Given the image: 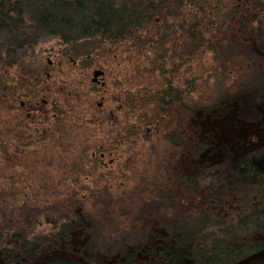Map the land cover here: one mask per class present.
<instances>
[{
	"label": "trees",
	"instance_id": "obj_1",
	"mask_svg": "<svg viewBox=\"0 0 264 264\" xmlns=\"http://www.w3.org/2000/svg\"><path fill=\"white\" fill-rule=\"evenodd\" d=\"M231 1L0 0V58L6 67L23 65L25 50L47 37L57 38L63 44H84L95 38L104 45H117L129 39L133 43L142 31L151 27L152 18L157 15L169 19L176 12V17L184 19L182 11L189 2L193 27L202 26L205 8L220 16L232 17L238 13L237 34L250 56L246 73L228 83V46L232 44L234 27L221 29V38L215 33L211 36V48L215 52L212 61L221 71L209 70L207 82L217 86L193 106L194 150H197L192 163L194 172L188 178L177 174L174 179L177 186L182 180L191 185L189 197L182 198L177 189L163 191L157 184L143 188L139 195L140 209L119 211L133 217L129 229L108 237L106 232L113 230L108 222L112 213H117L110 201H117L102 194L92 197L82 194L83 188L92 193L79 182L83 169L90 163L85 155L86 143L81 156L72 164L70 174L75 185L62 189L57 182L35 188L31 184H16L19 178L15 181V176L0 175L3 179L0 264H240L264 252V145L242 152L237 159L233 151L219 148L217 141L218 131L222 136L225 122L255 123L259 126L255 131L264 130V0H242L239 8L229 6ZM195 36L194 33V40ZM4 85V81L0 82V100ZM0 107L6 106L0 104ZM207 122L209 126H201ZM201 138L204 142L196 146L195 141ZM0 145L8 150L10 143L1 139ZM204 150H209L208 160L201 158ZM220 151L223 158L213 164L210 157L219 155ZM205 180L209 192L216 191L215 200L223 197L228 200L234 194L247 199L256 194L261 204L257 208L247 206L249 211L237 210L226 217L215 215L214 222L207 220L213 214L203 209L200 217L189 218L184 215L187 208L179 199L190 200L193 206L198 199L191 200L190 196H199L204 199L202 206L209 205L211 198L201 195ZM96 188L99 190V186ZM173 193L181 198L166 197ZM165 202H169L167 209ZM170 202L174 203L170 205ZM78 230H82L85 239L75 244L73 235ZM143 252L149 254L147 259L140 255Z\"/></svg>",
	"mask_w": 264,
	"mask_h": 264
},
{
	"label": "rangeland",
	"instance_id": "obj_2",
	"mask_svg": "<svg viewBox=\"0 0 264 264\" xmlns=\"http://www.w3.org/2000/svg\"><path fill=\"white\" fill-rule=\"evenodd\" d=\"M229 6L239 8V6H242V0H232ZM205 9L204 12L206 15L204 23L209 31L207 32L208 34L206 32L203 34L208 38V42L207 45L205 44V53L203 54L202 52L198 55L193 54V59L189 61L191 65V79H194L195 76L200 74L206 80L209 79L210 76L209 70L215 69L219 72L221 71V69L216 66V63L213 64L212 61L215 52L213 47L211 48L213 44L211 36L215 33L217 37L221 38L219 31L225 26L228 28L232 26L234 29H231L232 44L228 46L230 58L226 73L230 74L228 83L231 80L237 81L236 78H241L242 74H245L247 71V65L250 64L248 63L250 56L247 55L246 45L240 43L237 34L239 30V26L237 25L239 21L238 13L232 15V17L225 14L220 16L210 11V8ZM159 18L160 15L152 18L151 27H149V29L157 27ZM166 20H168L169 23L173 21L171 19ZM147 29L142 31L139 36L141 35L147 38ZM151 33H154L153 30ZM57 42H59L57 38L47 37L25 50L22 57L27 58V68L29 70H34L33 74L38 70H43L46 65V55L42 56L40 52L47 48H51V46H53V44L55 45ZM83 43L84 51L90 52L93 59L95 54L101 53L98 58L96 57L95 59L104 61L103 52L105 51H103L102 48H106V45H104L99 38L86 40ZM126 45L129 46L127 54L123 53L126 62L121 66L122 73L120 72L121 69L118 71L120 72V74L117 75L119 78L118 81L123 85L122 88L134 94L130 96L137 100V105H135V103L129 106L127 105L128 114L135 111L134 108L138 107V103L141 109L137 113L142 110L146 112V106L143 105V101L145 104L151 101V95L149 94L148 99V97H146V92L153 91L156 87H159L163 83L164 76H162L158 70H155L154 63L152 64L148 61V56H150L152 60L153 56L146 55L142 58L137 54L138 48L133 45L130 39L125 41V48ZM120 47L119 49H121ZM147 52L149 53L148 50ZM35 57H37L38 61L37 59L36 61L34 60ZM110 57L111 55L107 52V59ZM93 59L92 62L95 61ZM41 60L43 61L41 62ZM125 67L126 69L124 70ZM5 68L6 66L1 64L0 76L5 75ZM7 68V77L9 80H12L13 84L18 82L20 74H23V72H21V70L19 71L16 65L11 67L8 66ZM61 73L60 70L54 71V74L52 73L53 78H62ZM77 73H79V71H77ZM77 73L75 72L74 76H77ZM198 78H200V76H198ZM198 78L195 80L196 88L192 85V106H194V103L200 98L201 92L207 94L205 93L207 90L209 94L214 89L213 86H217V83L205 82ZM81 79L83 80V75ZM209 83L210 86L206 88ZM67 91H72V95H67ZM67 91L60 92L59 94L60 100H64L62 112L65 116L64 123H66L67 126H57L54 133L48 137L33 138L27 133L20 134L21 131L19 130V126H10L14 121L17 123L13 110L10 113L6 107H0V140H7L10 143L8 150H5L4 147L0 145V175L15 176V181L19 178L16 184H31L35 188H43L46 185L52 186L51 184H56L57 182L56 185L62 189L70 184L75 185V178H72V174L70 173L73 172V161L81 156L83 150L82 146L86 143L90 144V148L86 149L87 152H85V155L90 158V153L93 150L91 146L94 148L96 145L104 143L107 133L105 132V128L89 124V117L88 120L85 118V114L89 112L95 115L96 103L101 100V94L98 96L94 95L87 87H78L77 85H75V87L70 86ZM209 97L214 98V96ZM230 118L231 117L227 120L230 121ZM78 121L81 123L80 126H77ZM230 122H225V125H223L222 136H220V132L218 131L219 137H217V141L219 148L233 151L235 158L238 159L242 155V152L264 145V130L255 131V129L259 127L257 124L242 122L232 124ZM262 122L264 123V121ZM21 145H23V147H19ZM170 146L169 143L163 141V137H153L151 141L147 140V142H132L129 137V139L125 141L121 153H119L120 159H118L112 167L99 171L96 170V166H92L88 163L87 168L85 167L86 169H83L85 172H83V175L79 178V180H81L79 182H81L80 184L83 186L88 187L92 193L90 194L89 191L83 188L82 194L89 195V197L102 194L103 197H111L117 201H110L117 213H112V217L110 218L111 221L108 222L109 225L111 223L113 228L112 231L106 232L108 237L123 233L129 229L133 222V217L121 215L119 211L132 208H134V210L140 209V203L142 202L139 200V195L143 188H151L153 184H157L163 191H167L170 188L175 191L177 189L179 193H181L182 198H187L191 185L184 184L182 180L180 181L182 183H179L177 186L174 179H176L177 174H183L182 176L188 178L194 170L190 164L189 155H185L184 152H180ZM216 148L217 144L213 145V149L215 150ZM208 153L209 150L204 156L207 160L209 158ZM223 156L224 153L220 151L219 155H212L210 159L214 164L215 162H219ZM6 157H10L11 159L7 161ZM60 179H63V181H57ZM2 181L3 179L0 178V182ZM96 182L99 183L103 189L99 188L98 190L96 186L93 185ZM204 185L205 186L201 190V195L211 198V202L207 206H202L200 204L204 199H199V196H190V198L192 197L191 200L198 199L193 206L190 205V200L185 201L186 199H179L181 197L178 193H176L175 196L173 193L166 197L179 199L181 205L187 208L184 210V215L192 219L200 217L202 213L200 212L201 209L205 211L209 210L213 215L211 216L210 214L207 220L213 222L215 221V215L226 217L237 210L247 211L249 209H246L247 206L257 208L261 204L257 201L256 194H254L252 198L247 199H242L245 198L242 195L234 194L230 196L228 200L224 197L215 200L216 191L213 190L209 192L206 180ZM155 188H157V186H155ZM223 192H225V190H223ZM61 197L62 196H60V198ZM162 203L163 202H161V204ZM173 203L174 202H170V205ZM167 206H169V202H165L166 209L168 208ZM137 220L140 222V219ZM204 220H206V218H204ZM73 239L75 244L83 242L85 236L82 230H78L74 233ZM140 255L145 256L144 258L147 259L149 254L143 252ZM240 264H264V252L254 255Z\"/></svg>",
	"mask_w": 264,
	"mask_h": 264
},
{
	"label": "flooded vegetation",
	"instance_id": "obj_3",
	"mask_svg": "<svg viewBox=\"0 0 264 264\" xmlns=\"http://www.w3.org/2000/svg\"><path fill=\"white\" fill-rule=\"evenodd\" d=\"M191 7L192 3L189 2L185 11H182L184 19L181 16L176 17V12L171 13L174 16L169 18L173 20L170 23L161 16L157 21V27L147 29V38L138 36L134 39L133 45L138 48L137 54L142 58L146 55L153 56V60L148 56V61L154 63L155 70L164 76L163 83L159 87L146 92L148 99L149 94L151 95L150 102L145 104L143 101L146 112L142 110L137 113L141 109L138 103V107L134 108L135 111L128 114L127 105L133 103L137 105V100L130 96L134 94L123 89V85L118 81L117 75L122 73L121 66L126 62L123 55L128 52L129 46L124 47L127 40L120 41L117 45L107 43L106 48H102L105 51L104 61L95 59L101 53L95 54L93 59L90 52L84 51V47H81L84 44L57 42L51 48L40 52L42 56L46 55V65L43 70L33 74L34 70L27 68L25 57L22 60L24 64L17 67L21 72L25 69L18 82L11 84L12 80L9 81L7 77V67L5 75L0 76L2 78L0 82L4 81L5 84L1 91L4 92L0 104L5 105L10 113L13 110L15 114L13 116L17 120V123L14 121L10 126H19L23 134L27 133L33 138L52 135L57 126H67L64 123L65 116L62 112L64 100H60V92H65L70 86L75 87V85L87 87L94 95L101 94V100L96 103L95 115L89 112L85 114V118L88 120L89 117V124L105 128L107 133L104 143L94 145V148L91 146L93 150L90 153V164L96 166V170L112 167L120 159L119 153L129 137L132 142H147L153 137H163V141L169 143L170 147L189 155L192 165L193 156L197 151L194 150L192 85L198 76H200L199 80L205 82L208 79L205 80L200 74L191 79L189 61L193 59V54L205 53L208 38L203 33L209 30L204 23L205 18L202 20V26L193 27ZM152 30L154 33H151ZM107 52L111 55L108 59ZM36 59L37 57L34 60ZM92 59L95 61L92 62ZM1 64L0 58V66ZM57 70L62 72L60 79L53 78L52 73ZM75 72L77 76H74ZM96 72L99 73L98 76H95ZM5 78L8 79L5 81ZM194 87L196 88V83ZM205 93L207 94L201 92L200 97L209 95L207 90ZM67 95L71 96L72 91H67ZM80 125L78 121L77 126ZM201 126H209V123ZM195 142L198 146V143L204 140L201 138ZM205 154H207L206 150L201 154L202 159ZM197 168L194 167L195 170ZM93 185L102 188L97 182Z\"/></svg>",
	"mask_w": 264,
	"mask_h": 264
},
{
	"label": "water",
	"instance_id": "obj_4",
	"mask_svg": "<svg viewBox=\"0 0 264 264\" xmlns=\"http://www.w3.org/2000/svg\"><path fill=\"white\" fill-rule=\"evenodd\" d=\"M98 75H99V73H98V72H96V73H95V76H98Z\"/></svg>",
	"mask_w": 264,
	"mask_h": 264
}]
</instances>
